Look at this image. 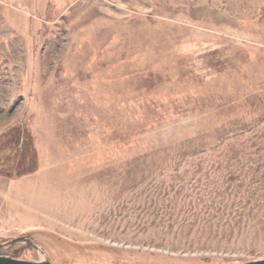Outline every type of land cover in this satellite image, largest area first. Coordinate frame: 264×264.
Returning <instances> with one entry per match:
<instances>
[{
    "label": "rangeland",
    "instance_id": "rangeland-1",
    "mask_svg": "<svg viewBox=\"0 0 264 264\" xmlns=\"http://www.w3.org/2000/svg\"><path fill=\"white\" fill-rule=\"evenodd\" d=\"M21 235L57 264L264 258V0H0V243Z\"/></svg>",
    "mask_w": 264,
    "mask_h": 264
},
{
    "label": "water",
    "instance_id": "water-1",
    "mask_svg": "<svg viewBox=\"0 0 264 264\" xmlns=\"http://www.w3.org/2000/svg\"><path fill=\"white\" fill-rule=\"evenodd\" d=\"M23 245L34 249L38 253L37 259H22L15 257L10 248ZM0 264H57L49 259L43 248L32 238L21 235L0 243ZM227 264H264V258L247 260Z\"/></svg>",
    "mask_w": 264,
    "mask_h": 264
},
{
    "label": "trees",
    "instance_id": "trees-1",
    "mask_svg": "<svg viewBox=\"0 0 264 264\" xmlns=\"http://www.w3.org/2000/svg\"><path fill=\"white\" fill-rule=\"evenodd\" d=\"M28 249H30V247Z\"/></svg>",
    "mask_w": 264,
    "mask_h": 264
}]
</instances>
